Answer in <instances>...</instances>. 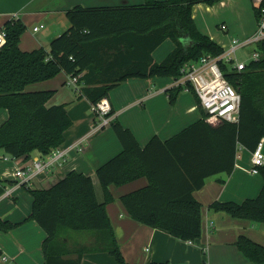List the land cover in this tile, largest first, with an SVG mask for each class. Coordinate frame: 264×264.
Instances as JSON below:
<instances>
[{"label": "trees", "instance_id": "16d2710c", "mask_svg": "<svg viewBox=\"0 0 264 264\" xmlns=\"http://www.w3.org/2000/svg\"><path fill=\"white\" fill-rule=\"evenodd\" d=\"M219 1L76 5L66 12L69 28L52 40L49 50H22L20 40L26 25L21 20L7 21V42L0 49V109H7L9 117L0 125V151L13 159L46 157L65 142V133L73 124L67 106H48L55 91H27L32 83L51 79L62 71L79 76L80 92L94 106L103 98L109 99L110 92L131 77L178 79L186 63L205 54L221 55L225 48L203 34L193 17L195 4ZM255 13L259 15L258 10ZM167 39L174 41L175 48L162 61H155L154 50ZM256 50L261 57H252L243 70L222 65L225 76L241 94L238 122L209 121L192 85L190 91L197 96L203 117L168 140L155 135L142 147L130 128L116 117L111 119L123 151L97 170L106 193L104 203L97 199L93 178L80 171H70L48 188L22 185L33 196L28 219L35 220L47 233L42 245L44 264H82L87 252L108 253L117 264H141L125 258L106 205L113 200L108 193L110 185L120 186L142 177L148 179L146 186L121 197L129 214L182 240L195 242L201 237L202 204L194 191L211 176L231 175L239 147L253 151L264 137V39L257 43ZM170 90L174 103L184 86L174 85ZM100 122L95 112L93 123ZM258 175L264 180V166ZM3 191L0 186V195ZM211 208L264 223V184L254 198L242 203L215 201ZM18 225L0 217L2 232ZM65 230L94 231L98 236L92 246H70L62 239ZM235 245L250 261L264 264V245L246 235H240Z\"/></svg>", "mask_w": 264, "mask_h": 264}, {"label": "crops", "instance_id": "0c3cea01", "mask_svg": "<svg viewBox=\"0 0 264 264\" xmlns=\"http://www.w3.org/2000/svg\"><path fill=\"white\" fill-rule=\"evenodd\" d=\"M145 1L0 0V28H5L9 20H21L27 29L21 36L20 48L24 51L41 47L49 50L52 40L70 26L66 14L68 9L76 5L115 6L141 4ZM255 8L253 0H220L213 5L201 2L193 6V17L203 34L226 46L227 43L223 42L226 36L215 35L208 24V18L198 15L197 12L205 11L210 14L219 10V17H223L222 23L227 25V29L223 31H235L239 37L244 38L256 31ZM41 25L44 27L38 31L34 30ZM174 48L172 39L165 40L154 50V60L162 61ZM69 75L62 71L51 79L26 87V90L31 92L54 90L55 94L48 106L65 104L73 120L72 126L65 133V142L60 147L67 150L65 160L49 172L36 176L29 187L48 188L70 171H80L93 178L97 199L104 203L106 193L97 170L121 153L123 145L110 123L95 127L93 104L68 84ZM174 82L172 76L131 77L110 92L109 101L115 109L114 117L132 130L142 147L155 135L168 140L203 117L197 96L192 91H181L174 103L171 102L170 89L175 85ZM183 92L192 94L193 100L190 97L191 100L187 99V104L183 103ZM8 117V110L0 109V125ZM239 154L231 175L211 176L201 189L194 191V196L202 204V235L195 242L176 238L163 229L140 223L129 214L121 197L146 186L147 177L120 186L110 185L108 193L112 195L113 200L106 205L107 212L127 261L141 264H256L250 261L235 243L240 235H246L264 245V223L235 218L225 211H215L211 208L215 201L242 203L245 199L254 198L259 194L264 180L261 175L249 171L252 151L244 148ZM4 156V151H0V186L4 187L0 195V217L19 225L9 232L0 231V264H44L42 245L47 233L35 220L28 219L32 212L33 196L15 179L7 178L5 171L10 173L16 167L28 165L35 158L46 157L34 155L29 159L21 157L5 160ZM8 191L10 192L7 193ZM97 236L98 233L95 232L93 235L68 231L62 233V239L70 246L86 243L94 245ZM4 256L7 259H4ZM82 264H117V261L105 252H87L83 256Z\"/></svg>", "mask_w": 264, "mask_h": 264}, {"label": "built area", "instance_id": "2783aa9c", "mask_svg": "<svg viewBox=\"0 0 264 264\" xmlns=\"http://www.w3.org/2000/svg\"><path fill=\"white\" fill-rule=\"evenodd\" d=\"M253 1L256 10L259 11V15L256 16L257 27L252 35L243 39L234 38L231 46L228 49L225 48V51L219 56L205 54L197 61L186 63L181 69V76L178 79L174 78L175 86L183 85L186 91H190L192 89L191 85L193 86L200 98L202 107L209 116L208 120L211 122H214L213 120L239 121L241 94L225 76L222 65L226 64V66L238 71L243 70L247 66V63L238 60L236 56L237 50L244 45L257 44L264 39V0ZM42 27L44 25L35 27L34 30L38 31ZM221 29H227V25L222 23ZM7 37L5 28H0V49L6 44ZM252 57L260 58L261 56L255 50ZM68 84L72 85L77 91H80L79 76L69 75ZM93 111L98 113L101 119V122L95 125V127L109 124L115 116V114L111 115L112 105L108 98H103L97 105H94ZM242 149L244 147L240 146L237 156H240L239 152ZM66 155L67 150L61 148L55 149L45 159L35 158L28 165L16 167L10 173L5 171L6 177H12L21 186H30L36 176L47 173L53 167L59 166L65 160ZM3 158L7 160L11 157L4 156ZM262 166H264V137L252 151L249 171L252 174L258 175ZM3 258L7 259L6 256ZM201 264H206V262Z\"/></svg>", "mask_w": 264, "mask_h": 264}, {"label": "rangeland", "instance_id": "374dc122", "mask_svg": "<svg viewBox=\"0 0 264 264\" xmlns=\"http://www.w3.org/2000/svg\"><path fill=\"white\" fill-rule=\"evenodd\" d=\"M213 10H216V9H213ZM197 13H198V15L200 14V15L204 16L205 18H208V24H209L210 28L212 29V31L215 35L220 34L221 36L222 35L226 36V38L223 39V42L227 43L226 46H223L224 48L228 49L231 46L232 40L234 38L243 39V37H239V35L235 31H232V33H225V31H223V29L220 28V26L222 25V22H223V17L222 16L219 17V15L221 14V12L219 10H218V12H211L210 14L205 12V11L204 12H197ZM238 20H241V19H238ZM255 49H256L255 43L244 45L237 50L236 56H237L239 61H244V62L248 63L252 59V56H253ZM157 56H158V54H157ZM183 94H185L184 99H183V103L187 104L189 102L187 99L191 100V98H192V100H193L192 94L185 93V92H183ZM213 121L214 122H220L219 120H213ZM65 231H68V233L76 232L79 234H81V233H92V235L94 233L92 231H73V230H65ZM84 245L92 246L93 244L92 243H86Z\"/></svg>", "mask_w": 264, "mask_h": 264}]
</instances>
